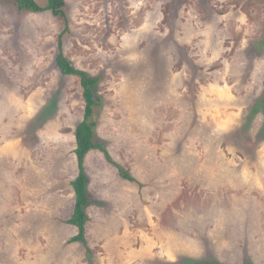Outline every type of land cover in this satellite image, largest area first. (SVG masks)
Masks as SVG:
<instances>
[{"label": "rangeland", "instance_id": "obj_1", "mask_svg": "<svg viewBox=\"0 0 264 264\" xmlns=\"http://www.w3.org/2000/svg\"><path fill=\"white\" fill-rule=\"evenodd\" d=\"M64 2L0 0V264H264V0ZM62 34L116 164L87 156L86 243Z\"/></svg>", "mask_w": 264, "mask_h": 264}, {"label": "trees", "instance_id": "obj_2", "mask_svg": "<svg viewBox=\"0 0 264 264\" xmlns=\"http://www.w3.org/2000/svg\"><path fill=\"white\" fill-rule=\"evenodd\" d=\"M6 2L13 3L19 11H25L30 13H42L45 11L52 12L60 19L67 21L64 11V0H48L46 7L40 6L35 0H4ZM68 30V26L65 28V32ZM64 32V33H65ZM63 33V34H64ZM60 36V50L56 58V64L60 72L65 76H73L80 79V84L83 90V99L85 102L84 118L78 124L75 131L76 149L74 151L78 163V176L71 183L75 192V206L71 218L67 221L69 225H72L78 229V234L73 237L70 242H83L86 243V207L91 202L89 194L87 192L88 177L85 170V158L93 150H99L102 152L106 160L114 164L109 152L104 148V144H95V129L98 122L94 118L95 108L101 106L102 99L96 93L97 86L100 82L99 77H92L85 71L77 69L73 63L68 60L63 52L62 36ZM120 175L127 181L135 182L128 172L118 167Z\"/></svg>", "mask_w": 264, "mask_h": 264}, {"label": "crops", "instance_id": "obj_3", "mask_svg": "<svg viewBox=\"0 0 264 264\" xmlns=\"http://www.w3.org/2000/svg\"><path fill=\"white\" fill-rule=\"evenodd\" d=\"M93 151H99V150H93ZM92 152V151H91ZM90 154V153H89ZM88 154V155H89ZM87 155V156H88ZM87 156H86V158H85V163H84V165H85V170H86V159H87ZM105 157V156H104ZM106 159V158H105ZM107 161V160H106ZM108 162V161H107ZM109 163V162H108ZM78 164V163H77ZM110 164V163H109ZM78 172H79V170H78ZM86 174H87V172H86ZM78 176V175H77ZM87 177H88V175H87ZM77 178V177H76ZM88 192V191H87ZM75 193V192H74ZM90 197V196H89ZM75 199H76V197H75ZM90 199H91V197H90Z\"/></svg>", "mask_w": 264, "mask_h": 264}]
</instances>
